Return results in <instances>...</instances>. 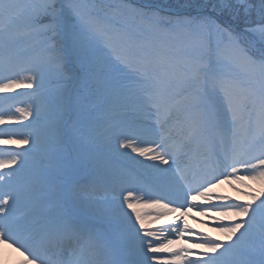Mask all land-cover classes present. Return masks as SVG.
I'll return each mask as SVG.
<instances>
[{
    "label": "snow or ice",
    "instance_id": "obj_1",
    "mask_svg": "<svg viewBox=\"0 0 264 264\" xmlns=\"http://www.w3.org/2000/svg\"><path fill=\"white\" fill-rule=\"evenodd\" d=\"M0 244L264 264V0H0Z\"/></svg>",
    "mask_w": 264,
    "mask_h": 264
},
{
    "label": "rangeland",
    "instance_id": "obj_2",
    "mask_svg": "<svg viewBox=\"0 0 264 264\" xmlns=\"http://www.w3.org/2000/svg\"><path fill=\"white\" fill-rule=\"evenodd\" d=\"M228 194L232 196L230 193ZM211 228L212 227L207 225H200V231L209 232ZM22 259L23 257H21L19 253H16L13 248L6 244H0V264H19V261Z\"/></svg>",
    "mask_w": 264,
    "mask_h": 264
},
{
    "label": "bare ground",
    "instance_id": "obj_3",
    "mask_svg": "<svg viewBox=\"0 0 264 264\" xmlns=\"http://www.w3.org/2000/svg\"><path fill=\"white\" fill-rule=\"evenodd\" d=\"M225 185H228L227 183L225 184ZM228 187H229V190L231 191V193L234 195V196H236V195H238L236 192H234L233 190H232V187L230 186V185H228ZM221 190H224L223 188H221ZM219 234L217 231H215L214 230V232H212V234Z\"/></svg>",
    "mask_w": 264,
    "mask_h": 264
},
{
    "label": "trees",
    "instance_id": "obj_4",
    "mask_svg": "<svg viewBox=\"0 0 264 264\" xmlns=\"http://www.w3.org/2000/svg\"><path fill=\"white\" fill-rule=\"evenodd\" d=\"M139 1V0H138ZM167 2V0H165V3Z\"/></svg>",
    "mask_w": 264,
    "mask_h": 264
}]
</instances>
